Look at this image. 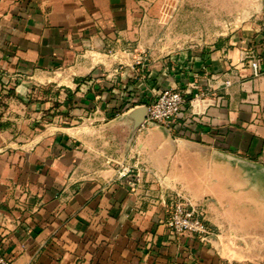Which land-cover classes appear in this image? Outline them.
<instances>
[{"label": "crops", "instance_id": "1", "mask_svg": "<svg viewBox=\"0 0 264 264\" xmlns=\"http://www.w3.org/2000/svg\"><path fill=\"white\" fill-rule=\"evenodd\" d=\"M157 3L0 0V97L13 82L41 115L54 104L24 113L18 144L0 138V251L16 264H264V175L214 153L264 165V29L220 39L212 18ZM171 87L188 100L176 123L133 133L129 112ZM177 195L204 207L207 240L170 231Z\"/></svg>", "mask_w": 264, "mask_h": 264}, {"label": "rangeland", "instance_id": "2", "mask_svg": "<svg viewBox=\"0 0 264 264\" xmlns=\"http://www.w3.org/2000/svg\"><path fill=\"white\" fill-rule=\"evenodd\" d=\"M195 1L153 0V3L158 2L153 12L156 17L170 16L171 19L174 17H186L187 21H193L194 18H199L200 15H202L204 21L212 18L215 28L213 31L218 33L220 39L238 32L242 34L244 27L247 30L249 29L250 33H259L264 29V0H197L196 4L194 3ZM211 1L213 2L212 8L207 6V3ZM145 11L146 7H144ZM186 26L187 32L195 30L193 24L188 23ZM173 27L174 29L172 30H178L177 23H174ZM143 28L145 30L146 26L144 25ZM155 30L163 31V24L156 25ZM210 42V39L202 41L188 40L187 44L192 43L200 46ZM4 85L7 86L6 90L8 92L4 93L5 97H0V138L7 141L8 144H18L24 138L23 135L25 133L23 131L24 120H22L25 116L24 113L28 115L27 121L37 122L42 118V115H47V112L51 115L52 110H54V104L48 111L43 109L44 114L41 115L42 109H39L38 105L33 103V101H36L35 99H28L26 102L23 99L18 101L15 92L16 85L13 82L5 83ZM51 92L54 93V87H52ZM45 124L47 126L54 125V119H48Z\"/></svg>", "mask_w": 264, "mask_h": 264}, {"label": "built area", "instance_id": "3", "mask_svg": "<svg viewBox=\"0 0 264 264\" xmlns=\"http://www.w3.org/2000/svg\"><path fill=\"white\" fill-rule=\"evenodd\" d=\"M258 63V58H252L250 60V66L255 75L259 73ZM203 94L204 90L195 92L193 99L190 100L191 104L194 106V103L200 100ZM187 102V97L182 90L174 87L165 89L155 100L147 105L145 120L170 126L176 123ZM166 224L170 231L177 236L190 234L201 240H207L211 234L204 207L182 195H177L172 198ZM0 264L16 263L12 258L0 251Z\"/></svg>", "mask_w": 264, "mask_h": 264}, {"label": "water", "instance_id": "4", "mask_svg": "<svg viewBox=\"0 0 264 264\" xmlns=\"http://www.w3.org/2000/svg\"><path fill=\"white\" fill-rule=\"evenodd\" d=\"M137 113H141V115L138 116L137 118H133L134 119V123L132 125L133 133L144 123L146 119V114H147V105L134 107L129 112V116L133 117V115ZM149 123L157 124L154 122H149ZM214 153L221 159L227 160L233 165H237L244 169L250 170L253 174L261 173L264 175V165L260 163L250 161L243 157H240V156H237L231 153L222 152V151H215Z\"/></svg>", "mask_w": 264, "mask_h": 264}]
</instances>
